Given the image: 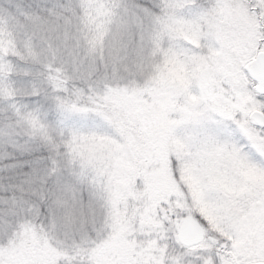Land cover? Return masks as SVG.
<instances>
[{"label": "snow or ice", "instance_id": "snow-or-ice-1", "mask_svg": "<svg viewBox=\"0 0 264 264\" xmlns=\"http://www.w3.org/2000/svg\"><path fill=\"white\" fill-rule=\"evenodd\" d=\"M0 264H264V0H0Z\"/></svg>", "mask_w": 264, "mask_h": 264}]
</instances>
